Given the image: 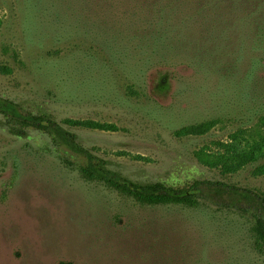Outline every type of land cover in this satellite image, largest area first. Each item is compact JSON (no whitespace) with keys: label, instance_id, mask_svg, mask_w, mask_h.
Returning a JSON list of instances; mask_svg holds the SVG:
<instances>
[{"label":"rangeland","instance_id":"obj_1","mask_svg":"<svg viewBox=\"0 0 264 264\" xmlns=\"http://www.w3.org/2000/svg\"><path fill=\"white\" fill-rule=\"evenodd\" d=\"M96 4L0 0V96L52 114L133 181L240 190L207 184L193 205L142 204L84 178L77 155L47 133L12 134L0 115V264H264L254 217H264L255 198H264V174H252L264 158L222 174L195 157L264 117V14L255 12L257 24L247 19L251 26H206V38L202 29H177L173 46L156 53L143 38L130 40L144 25L139 12L133 26L125 1L112 15ZM212 120L206 134H176Z\"/></svg>","mask_w":264,"mask_h":264},{"label":"trees","instance_id":"obj_2","mask_svg":"<svg viewBox=\"0 0 264 264\" xmlns=\"http://www.w3.org/2000/svg\"><path fill=\"white\" fill-rule=\"evenodd\" d=\"M95 7L104 9L103 13L112 15L120 11V0H96ZM130 9L131 24L135 26L143 18V26L132 30L130 40L143 38L153 51L158 53L168 49L175 43L178 30L193 27L203 30L206 38V26L224 28L234 24L235 19L247 22L255 12L264 14V5L258 0H121ZM103 4L106 6L104 7ZM252 9V10H251ZM139 12V13H138ZM129 18V19H130ZM258 19L259 16H256ZM116 25L115 21H109ZM251 26V25H250ZM180 28V29H179ZM192 28V29H193ZM202 39V37H200ZM173 43V44H172ZM164 53V52H163ZM2 71L8 70L1 68ZM164 81V80H162ZM132 90V89H131ZM134 92V91H131ZM0 115L5 118L12 134L24 136L30 129L39 130L51 136L56 146L64 147L77 155L80 162L79 169L86 179L103 181L112 188L131 196L142 204L156 205L167 203H183L193 205L199 197L203 185L212 184L238 191L235 186L222 182L194 181L184 188L174 189L162 183H139L123 176L119 171L108 167V161L78 143V135L66 129L55 117L48 112L33 114L22 107L20 103L0 96ZM64 124L86 129L116 131L117 127L110 123H103L92 119H64ZM216 120L206 121L183 127L177 131L178 136H200L210 131ZM216 152L202 147L195 152L196 159L203 165L219 169L222 174L234 173L249 164L257 163L264 158V117L251 129H237L228 135L227 141L212 143ZM137 160H147L141 155H134ZM70 164H72L70 162ZM252 174H264V163L257 165ZM264 210V198L255 195ZM255 233L264 249V217L255 213Z\"/></svg>","mask_w":264,"mask_h":264}]
</instances>
